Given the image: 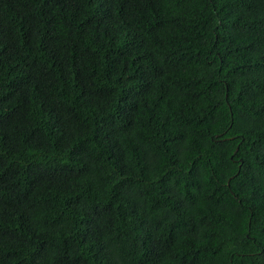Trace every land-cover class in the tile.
<instances>
[{
  "label": "trees",
  "instance_id": "obj_1",
  "mask_svg": "<svg viewBox=\"0 0 264 264\" xmlns=\"http://www.w3.org/2000/svg\"><path fill=\"white\" fill-rule=\"evenodd\" d=\"M0 264H264V0H0Z\"/></svg>",
  "mask_w": 264,
  "mask_h": 264
}]
</instances>
